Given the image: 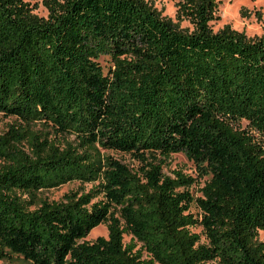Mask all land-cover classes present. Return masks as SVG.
Masks as SVG:
<instances>
[{"label": "trees", "instance_id": "trees-1", "mask_svg": "<svg viewBox=\"0 0 264 264\" xmlns=\"http://www.w3.org/2000/svg\"><path fill=\"white\" fill-rule=\"evenodd\" d=\"M41 3L0 0V114L19 121L0 134V260L264 264V35L213 31L218 0H177L190 28L145 0ZM174 153L196 177L162 171ZM74 181L92 186L36 197Z\"/></svg>", "mask_w": 264, "mask_h": 264}, {"label": "rangeland", "instance_id": "rangeland-1", "mask_svg": "<svg viewBox=\"0 0 264 264\" xmlns=\"http://www.w3.org/2000/svg\"><path fill=\"white\" fill-rule=\"evenodd\" d=\"M152 7L157 9L161 16L168 17L175 22H178L180 27L190 28V24L187 20H179L176 18L177 11V0H145ZM30 7L32 8L33 13L40 17H46L47 10L42 5L41 0H29ZM215 18L210 21V26L213 31H217L222 28L224 25H229L231 28L244 32L247 36H260L264 35V0H218L217 9L214 13ZM99 64L101 65L103 72L106 73L108 69L112 66L109 57L101 56L98 59ZM13 124L17 126L19 121L11 116H4L0 114V134L6 131L9 125ZM24 128L25 125L21 124ZM242 126H246V122H242ZM33 131H38L49 135V137H56L53 132L42 126L40 123L33 124L29 127ZM71 139V138H70ZM24 143H26L24 141ZM104 152V151H102ZM114 157L119 158L121 161L135 166L136 162L126 154L116 153L112 151L106 152ZM173 170H180L184 174L191 175L196 177L195 167L191 161H189L183 153H174L167 159L162 167V171L171 175ZM204 179H197L194 184L189 187V191L193 197L200 196L199 189L203 186ZM91 183H80V182H70L63 184L57 188L39 191L36 193V197L45 198L48 200H58L61 196L68 191H77V192H87L91 188ZM26 197V195H23ZM191 213L195 216H199V209L196 207L195 203H192L190 207ZM191 231L200 233V227H191ZM107 230L104 224H100L93 228L90 233L86 236L85 240L93 241L98 236L106 237ZM258 238L264 241V232H258ZM201 240H204L203 235H201ZM130 241L129 235H123V242L128 243ZM139 244L137 245V248ZM0 264H28L20 256L12 255L11 259L0 260ZM208 264H216L209 262Z\"/></svg>", "mask_w": 264, "mask_h": 264}]
</instances>
